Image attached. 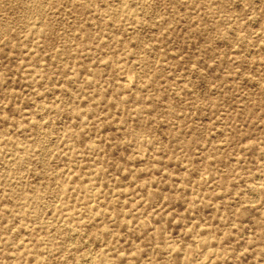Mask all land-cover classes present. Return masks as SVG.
Segmentation results:
<instances>
[{
	"label": "rangeland",
	"instance_id": "rangeland-1",
	"mask_svg": "<svg viewBox=\"0 0 264 264\" xmlns=\"http://www.w3.org/2000/svg\"><path fill=\"white\" fill-rule=\"evenodd\" d=\"M86 262L264 264V0H0V264Z\"/></svg>",
	"mask_w": 264,
	"mask_h": 264
},
{
	"label": "bare ground",
	"instance_id": "bare-ground-1",
	"mask_svg": "<svg viewBox=\"0 0 264 264\" xmlns=\"http://www.w3.org/2000/svg\"><path fill=\"white\" fill-rule=\"evenodd\" d=\"M92 259V258H91ZM86 261H88L87 259H86ZM91 261V260H90ZM90 261H88V262H90ZM85 262V261H84ZM91 263V262H90ZM93 263V262H92ZM84 264H87V262L86 263H84Z\"/></svg>",
	"mask_w": 264,
	"mask_h": 264
}]
</instances>
